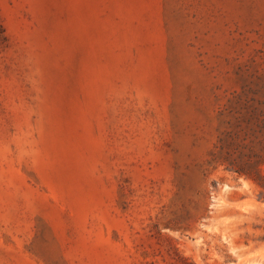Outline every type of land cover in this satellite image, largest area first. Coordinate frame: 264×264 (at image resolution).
<instances>
[{"label": "rangeland", "instance_id": "obj_1", "mask_svg": "<svg viewBox=\"0 0 264 264\" xmlns=\"http://www.w3.org/2000/svg\"><path fill=\"white\" fill-rule=\"evenodd\" d=\"M0 264H264V0H0Z\"/></svg>", "mask_w": 264, "mask_h": 264}, {"label": "bare ground", "instance_id": "obj_2", "mask_svg": "<svg viewBox=\"0 0 264 264\" xmlns=\"http://www.w3.org/2000/svg\"><path fill=\"white\" fill-rule=\"evenodd\" d=\"M224 187H226V188H230V186H228V185H225Z\"/></svg>", "mask_w": 264, "mask_h": 264}]
</instances>
